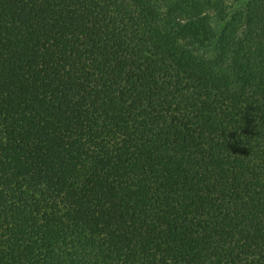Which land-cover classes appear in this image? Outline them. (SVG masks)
<instances>
[{
	"label": "trees",
	"instance_id": "16d2710c",
	"mask_svg": "<svg viewBox=\"0 0 264 264\" xmlns=\"http://www.w3.org/2000/svg\"><path fill=\"white\" fill-rule=\"evenodd\" d=\"M0 264H264V0H0Z\"/></svg>",
	"mask_w": 264,
	"mask_h": 264
}]
</instances>
